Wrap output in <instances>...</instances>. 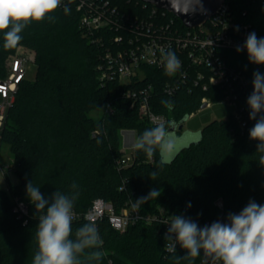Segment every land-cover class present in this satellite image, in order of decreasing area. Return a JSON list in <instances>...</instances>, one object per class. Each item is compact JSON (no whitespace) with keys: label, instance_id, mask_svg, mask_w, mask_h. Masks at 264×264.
Masks as SVG:
<instances>
[{"label":"trees","instance_id":"16d2710c","mask_svg":"<svg viewBox=\"0 0 264 264\" xmlns=\"http://www.w3.org/2000/svg\"><path fill=\"white\" fill-rule=\"evenodd\" d=\"M110 2L121 13L188 30L174 14L154 5L139 0ZM228 3L227 16L234 26H248L250 32L264 37V0ZM77 4L78 0H72L71 14L67 16L62 7L58 9L55 22L32 23L15 49H4L0 33V82L7 78V61L19 47L34 53L35 67L33 79L25 74L19 81L1 132L0 152L4 144L9 146L14 156L15 170L11 171L17 183H9L8 190L0 189V264H31L36 251L37 221L25 193L29 180L46 196L55 190L67 192L69 185L76 182L81 194L75 212L82 214L98 199L111 203L121 213L153 188L159 189L161 195L142 204L138 208L141 215L164 209L169 215L183 214L198 220L201 226L225 219L230 211L239 212L249 199L264 204V167L259 165L257 142L249 139V129L255 122L249 120L247 105L252 73H264V65L250 64L246 51L219 52L226 70L234 74L230 82L239 105L244 107L240 113L224 103L228 87L218 85L203 91L194 86L198 72L207 78L212 72L205 66H193L179 53L176 55L184 63L174 76L166 75L164 68L143 67L145 78L135 80L131 86L118 80L104 83L99 66L105 53L122 47L114 42L115 36L128 34L114 27L88 35L80 25L82 12ZM207 24L210 26V22ZM167 83H177L173 95L163 93ZM149 85L154 88L153 111L175 122L178 137L183 132L178 127L186 117L188 130L201 133L198 143L183 148L171 164L162 168L159 153L149 160L142 151L134 150L132 161L127 163L121 148L123 131L135 132L138 137L146 128L155 126L141 119L138 109L132 108L131 100L124 95L129 88ZM204 98L212 102V108L203 109ZM162 100H170L174 106L168 108ZM108 105L114 110L112 115L106 113ZM97 110L102 112L99 119L91 116ZM97 139L102 143L97 144ZM154 170L159 171L155 181L148 175ZM219 199L223 200L222 209L216 205ZM17 201L27 206L28 216L21 217L16 211ZM188 202L191 208H186ZM86 222L74 221L73 231ZM97 226L104 241V257L99 264H203V256L192 261L177 260L185 254L179 246L175 256L165 251L163 223L138 221L119 232L104 218Z\"/></svg>","mask_w":264,"mask_h":264},{"label":"clouds","instance_id":"9594fccd","mask_svg":"<svg viewBox=\"0 0 264 264\" xmlns=\"http://www.w3.org/2000/svg\"><path fill=\"white\" fill-rule=\"evenodd\" d=\"M171 10L177 14L191 15L205 12L202 0H168ZM72 0H0V33L6 50L17 48L23 40L22 33L32 23L45 20L55 22L54 15L62 7L64 15L71 14ZM235 31H239L236 26ZM214 47L213 41H211ZM161 51L166 75L174 76L180 71L182 62L171 49ZM237 53H247L250 64L264 65V37L255 31L249 32L243 44L235 46ZM247 65H245V70ZM252 91L247 97L250 109L249 120L255 123L249 129V139L256 141L259 165L264 167V73H252ZM161 103L172 108L173 102ZM174 121L156 123L146 128L132 145L137 152L142 151L151 160L159 153L160 166L171 164L176 155L192 142H198L197 134L190 141L176 136L170 131ZM97 144L102 140L97 139ZM149 178L155 181L158 170L151 171ZM69 191L55 190L46 196L38 185L29 180L25 186L28 202L34 208L36 251L31 264H97L103 259V239L95 218L89 219L73 231L76 218L75 205L80 197V186L73 182ZM161 192L157 188L131 202L134 209L150 199H158ZM191 202L186 208H191ZM200 215V214H198ZM164 233L165 251L173 256L177 247L184 250V259L192 261L203 256V264H264V204L249 199L239 212H228L225 219H217L210 224L200 225L198 220L183 214L169 215Z\"/></svg>","mask_w":264,"mask_h":264},{"label":"built area","instance_id":"2783aa9c","mask_svg":"<svg viewBox=\"0 0 264 264\" xmlns=\"http://www.w3.org/2000/svg\"><path fill=\"white\" fill-rule=\"evenodd\" d=\"M77 9L82 12L80 25L88 35L114 27L128 34L127 37L115 36L114 42L122 47L115 52L107 51L105 53V60L99 66L102 82L118 80L122 85L131 86L135 80L137 82V79L145 78L143 67L164 68L160 50L162 48L165 51L171 49L176 54H183L193 66H205L212 72L208 78L198 72L193 79L194 86L202 87L203 91L218 85L228 87L229 91L224 103L236 108L237 112L240 110L238 113L243 111L244 107L239 105L240 99L232 92L233 84L230 79L234 74L226 70L224 63L221 62L219 52L235 50L237 44H243L250 30L248 26H245L239 28L238 32L235 31L236 26L227 16L228 0L224 1L209 21L184 31L172 27L173 25H158L143 17L121 13L110 0H78ZM209 22L210 26L207 24ZM211 41H213L214 47ZM30 61L28 57H19L13 71L4 81L0 82V139L8 110L15 100L18 83L25 76ZM181 62L184 63L182 60ZM234 78L239 79L238 76H234ZM241 83L244 87L246 86L243 79ZM176 89L177 83H167L163 93L173 95ZM153 91V85H149L143 89L129 88L124 95L131 100L132 108L138 109L141 119L155 125L167 121V118L153 111L151 106ZM202 102L206 105L203 109L213 107L212 102L207 98H204ZM106 113L109 115L114 113L111 105H108ZM126 161L127 163L132 161V154L126 155ZM216 205L222 209L223 200L219 199ZM16 211L20 213L21 217L28 216V208L21 201H17ZM75 213L74 221L84 219L88 222L89 219L95 218L97 224L107 218L110 225L119 232H125L130 225L138 221H144L147 224L158 222L166 225L169 219V213L164 209H160L157 214L147 216L141 215L139 209L133 207L117 213L111 203L100 199L94 201L86 213ZM24 224H27V220L24 221Z\"/></svg>","mask_w":264,"mask_h":264},{"label":"rangeland","instance_id":"374dc122","mask_svg":"<svg viewBox=\"0 0 264 264\" xmlns=\"http://www.w3.org/2000/svg\"><path fill=\"white\" fill-rule=\"evenodd\" d=\"M16 64H17L16 59L10 60L9 66H8L9 73L13 71ZM27 71L25 74L28 75L29 78L33 79L35 75V67H34V63H32L31 61L28 65ZM91 116L95 119H99L102 116V112L100 110H97L94 113H92ZM215 117L216 116L213 114V118ZM182 131L183 132L181 133L182 134L181 136L189 135V134L196 135L199 133V131L198 132L189 131L187 122L185 123ZM121 137H122V143H121L122 151L126 155L132 154L134 151L132 145L134 144L137 138L136 133L132 131H123L121 133ZM11 169L15 170L14 169V156L12 155L9 146L7 144H4L0 152V189L8 190L9 183L11 184L17 183V178L13 175L14 172H12Z\"/></svg>","mask_w":264,"mask_h":264},{"label":"water","instance_id":"95a60500","mask_svg":"<svg viewBox=\"0 0 264 264\" xmlns=\"http://www.w3.org/2000/svg\"><path fill=\"white\" fill-rule=\"evenodd\" d=\"M139 1L146 3V4L154 5L160 9L171 12L184 24L185 27L192 29V28H196V27L200 26L201 24H204L207 21H209L211 19V17L216 13V11L222 6V4L224 3L225 0H202L203 8L205 9V12H203V13L197 12V13L191 14V15H183V14L175 13L174 11L171 10V6H170L168 0H139ZM205 107H206V105L203 106V108H205ZM188 120H189V117H186L182 121V123L178 127L179 131L183 130L184 125ZM176 128H177V125H175L174 128H171L170 131L173 132L177 136V134L175 132ZM196 135H190L189 134V135L181 136V138H183L185 141L186 140L190 141L192 139V137H194ZM198 135L200 136V139H201V133L200 132L198 133ZM200 139H199V141H200ZM198 142H192V143H190V145L198 143Z\"/></svg>","mask_w":264,"mask_h":264},{"label":"crops","instance_id":"0c3cea01","mask_svg":"<svg viewBox=\"0 0 264 264\" xmlns=\"http://www.w3.org/2000/svg\"><path fill=\"white\" fill-rule=\"evenodd\" d=\"M19 57H28V58H30V60H31V62L33 63V59H34V53L31 51V50H29V49H26V48H24V47H19L18 48V50H17V53H16V55H14V56H11L9 59H8V61H7V69H8V66H9V62H10V60L12 59V60H17ZM28 72V71H27ZM10 74V73H9ZM8 74V75H9Z\"/></svg>","mask_w":264,"mask_h":264}]
</instances>
